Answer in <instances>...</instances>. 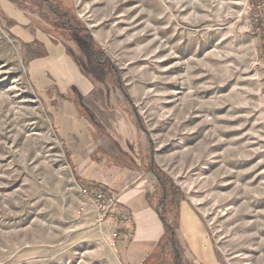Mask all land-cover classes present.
<instances>
[{
    "label": "rangeland",
    "instance_id": "rangeland-1",
    "mask_svg": "<svg viewBox=\"0 0 264 264\" xmlns=\"http://www.w3.org/2000/svg\"><path fill=\"white\" fill-rule=\"evenodd\" d=\"M69 2L62 15L78 30L40 25L80 71L82 60L116 88L109 102L140 127L143 165L170 181L165 241L183 254L190 208L213 261L264 264V27L254 29L253 0ZM10 26L0 12V264H123L120 220L82 194Z\"/></svg>",
    "mask_w": 264,
    "mask_h": 264
},
{
    "label": "crops",
    "instance_id": "crops-1",
    "mask_svg": "<svg viewBox=\"0 0 264 264\" xmlns=\"http://www.w3.org/2000/svg\"><path fill=\"white\" fill-rule=\"evenodd\" d=\"M68 2L51 1L55 12L49 16L42 5L49 3L43 0H0V12L13 22V34L36 54L26 62L29 84L50 117L75 181L112 195L128 217V222L119 227L122 263L146 264L156 254L169 264L159 254L161 246L173 251L170 240L165 241L171 230L166 224L171 222L170 214L164 213L169 205H156L158 182L143 165V136L137 132L140 127L131 122L125 110L109 102L110 97L115 99L116 88L101 84L99 79L93 81L89 64L86 68L82 60L87 74L80 71L63 39H57L56 30L48 33L40 25V21L47 20L53 29H59L65 22L67 28L78 30L62 15L71 6ZM64 34L79 42L75 36ZM189 210L192 213L185 212V218L179 220L182 239L177 244L183 245V264H218L213 261L200 218Z\"/></svg>",
    "mask_w": 264,
    "mask_h": 264
},
{
    "label": "built area",
    "instance_id": "built-area-1",
    "mask_svg": "<svg viewBox=\"0 0 264 264\" xmlns=\"http://www.w3.org/2000/svg\"><path fill=\"white\" fill-rule=\"evenodd\" d=\"M254 11L252 19L254 23L260 24L264 27V0H253ZM82 194L87 197L93 198L100 207H107L112 209L115 216L120 220L119 224L127 223L128 217L122 213L116 204V200L112 195L104 193L102 190L81 188ZM119 226V227H120ZM117 235H114V239L111 242V246L115 245V239Z\"/></svg>",
    "mask_w": 264,
    "mask_h": 264
},
{
    "label": "trees",
    "instance_id": "trees-1",
    "mask_svg": "<svg viewBox=\"0 0 264 264\" xmlns=\"http://www.w3.org/2000/svg\"><path fill=\"white\" fill-rule=\"evenodd\" d=\"M43 1H46L47 3H49L48 5H49V8H51V11H54L55 12V7L53 6V4L51 3V1H49V0H43ZM255 24V28L254 29H259L260 28V25H258L257 23H254ZM23 48L25 49V53H26V57H28V58H26V61L25 62H27V59H30V58H33V57H35L36 56V54L35 53H33V52H31V46H29V45H26V44H24L23 45ZM35 55V56H34ZM103 55V54H102ZM93 57H94V59H95V61L96 62H101V59H100V57L101 56H99L98 55V53H96V52H93ZM120 87V91H121V94L130 102V98H129V96H128V93L126 92V89L122 86V84H120L119 85ZM142 124V123H141ZM65 155H66V152H65ZM66 158H67V155H66ZM151 166H152V169H151ZM147 172L148 173H151L152 172V174L154 175V177L156 178V180H157V182H158V185L161 187V189L162 188H165V190H166V195H165V197L163 198L162 196H161V198L156 202L157 204L156 205H158V203L159 202H161L162 204H165V202H166V200H167V198H168V195H169V193L167 192V191H169V189H168V186H167V182H170L165 176H163L162 174H158V172L155 170V165H154V163L151 161V162H149V164H148V167H147ZM164 179H167L166 181H164ZM77 182V181H76ZM77 184H78V186L80 187V188H90V187H87V186H84V185H81V183L80 182H77ZM98 189H100V188H98ZM100 190H102V189H100ZM172 197H173V199H175V197H174V195L172 194ZM168 246V245H167ZM168 254H169V250L168 249H166L165 248V250H164V248H163V254H161V255H163V256H165L166 257V259L164 260V261H166L167 260V257H168ZM162 259L161 258H157L156 257V254L155 255H152L150 258H149V261L146 263V264H163V263H165V262H163V260L161 261Z\"/></svg>",
    "mask_w": 264,
    "mask_h": 264
},
{
    "label": "flooded vegetation",
    "instance_id": "flooded-vegetation-1",
    "mask_svg": "<svg viewBox=\"0 0 264 264\" xmlns=\"http://www.w3.org/2000/svg\"><path fill=\"white\" fill-rule=\"evenodd\" d=\"M164 197H165V195H164ZM158 205H162V204L160 203ZM172 249H173V257H174L172 264H183V255L181 254L180 250L174 244H172ZM165 259H166V257L164 258V260Z\"/></svg>",
    "mask_w": 264,
    "mask_h": 264
}]
</instances>
